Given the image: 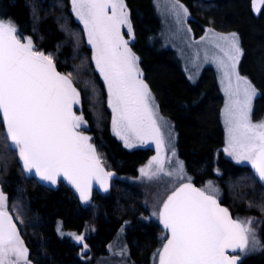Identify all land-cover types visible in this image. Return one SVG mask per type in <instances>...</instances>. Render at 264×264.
<instances>
[{"label":"trees","instance_id":"trees-1","mask_svg":"<svg viewBox=\"0 0 264 264\" xmlns=\"http://www.w3.org/2000/svg\"><path fill=\"white\" fill-rule=\"evenodd\" d=\"M126 1L136 31L134 49L161 110L176 124L180 154L193 181L201 187L215 180L223 191L221 202L235 218H261L264 183L251 165L236 163L223 152L224 95L216 70L206 67L201 78L193 82L177 53L152 41L161 29L154 0ZM182 1L189 7L196 35L211 25L240 32L244 49L241 71L261 90L255 114L264 113V8L256 12L253 0ZM0 17L13 20L22 37H31L36 50L52 55L62 74H71L82 93L87 130L94 137L104 165L117 173L107 191H93L89 203L82 202L75 187L65 179L53 186L29 176L6 140L0 115V182L8 199L6 210L19 223L29 260L35 264H95L87 255L108 254V244L125 227L130 259L136 264L153 263L165 243L166 232L151 217L138 176L155 150L129 148L113 131L106 90L71 0H0ZM261 219L263 248L241 264H264V217ZM60 221L65 229L85 234L90 250L84 252L71 236H61Z\"/></svg>","mask_w":264,"mask_h":264},{"label":"snow or ice","instance_id":"snow-or-ice-1","mask_svg":"<svg viewBox=\"0 0 264 264\" xmlns=\"http://www.w3.org/2000/svg\"><path fill=\"white\" fill-rule=\"evenodd\" d=\"M71 5L94 48L96 67L107 82L109 105L114 113L113 131L129 148L150 140L156 143L157 155L140 169L142 176L152 179L164 171L162 127L166 122L162 123L154 97L142 79L139 57L121 32L125 26L134 39L127 4L125 0H71ZM253 6L260 12L264 0H253ZM172 7L178 9V20L188 15L179 0H172ZM209 32L211 42L221 53L214 59L222 70L221 83L228 97L224 108V151L238 163L249 162L264 181V121L252 120L257 90L238 71L243 54L239 36L221 35L211 29ZM79 102L80 93L71 74L58 72L52 55L36 50L32 38L22 37L12 21L0 19V114L6 140L27 173L52 185L63 178L74 185L82 202L89 203L92 181L107 191L114 173L105 170L90 143L91 137L79 130L86 124L83 115L73 111ZM173 135L169 131L168 137ZM172 155L175 156L174 149ZM176 174L184 175L182 161ZM187 179L188 183L167 197L159 212H153L170 234L158 250L159 264H239L240 255L236 253L254 250L258 244L252 219H234L229 209L220 205L215 195L218 190L212 188L211 182L201 189L190 182V177ZM6 201L0 191V264H31L16 223L6 210ZM71 235L86 252L85 236Z\"/></svg>","mask_w":264,"mask_h":264},{"label":"rangeland","instance_id":"rangeland-1","mask_svg":"<svg viewBox=\"0 0 264 264\" xmlns=\"http://www.w3.org/2000/svg\"><path fill=\"white\" fill-rule=\"evenodd\" d=\"M125 3L127 4L126 0H125ZM154 3L156 6L158 15L160 17V20H161V29H160L158 35L153 36L152 41L153 42H155V41L159 42L158 44H160V46L162 48L173 49L177 53V55L179 56L180 61L182 63V67L186 71V74L188 75V77L193 82H197L201 78L206 67L211 66L216 70L218 81H219L221 90H222L223 95H224V105L222 108V121H223L224 129H225V143L223 146V152H224V155L226 157H228V158L232 159L233 161H235L236 163H238L232 156L228 155V153L224 151V149L227 147V125L224 122V108H225V105L227 103L228 97H227V93L224 91L225 85L221 83L222 70L219 67L216 60L214 59V57L221 55V53L215 47V45L211 42L213 37H212V34L209 32V29L213 30L214 33H218L221 35H229L231 33H237L239 36L240 48L242 49V53L244 54V49H243L242 38H241L240 32L236 31V30L223 31V30H219L218 28L211 25V26H207L206 30L201 35H196V33L194 32V30L190 24L191 13H190L189 7L184 1L179 0V4L183 5L185 8L188 9V15L186 17H184L182 21L177 19L176 12L178 11V9H174L172 7V0H154ZM127 8H128L129 15H130V20H131V24H132V34L134 35V39L130 37V34H129V32L125 26L121 27L122 35L124 36V39L129 40L128 46L131 49V51L137 57H139L138 67L143 74L142 79L148 85V87L151 91V94L154 97V104L158 106V115H159V117L162 118V123L166 122V123H164V126L162 127V131L164 132V135H165L164 151L162 153V157L165 161L164 171L160 172L157 176L153 177L152 179H149L146 176H142L141 172H140V175L138 176V179L141 181V183L143 185V189L145 190L146 201H147V204L150 208L151 217H153L154 219H156L157 221H159L161 223L158 216H153V212H159L161 207H162V204L166 201L167 197L181 184L188 183L189 180L187 178L190 177L191 178L190 182H192L194 177L189 172L186 160L180 154L179 133H178V130L176 128V124L171 118H169L167 115H165L163 113V111L161 110L157 96H156L155 92L153 91L150 83L148 82V80L146 78L145 71H144L142 64H141V57L134 49L133 44L136 40V31H135V27H134L133 20L131 17V10H130L128 4H127ZM0 19H4L6 21L10 20L16 25V23L11 19H5L2 17H0ZM82 25H83V23H82ZM16 27H17V25H16ZM83 27H84V25H83ZM85 34L87 37L86 30H85ZM206 36L208 37L207 39H202L203 37H206ZM90 46L92 48V57H94V48L92 47V45H90ZM243 54L240 57V61L238 64V71L242 76L248 77V79L251 80L252 84L255 86V88L257 90V95L254 97L253 102H252V120H253V122L259 123L261 121H264V113H261L260 115L257 116L255 114V108H256V104H257V98L260 96L261 90L259 89V87L256 85V83L253 81V79L249 75H246L241 71V61H242ZM93 61H94L95 68L99 72V76L101 77V79L103 81V84H104V87L106 90V94H107V103H108V106L110 107L107 82L104 80L103 74L96 67L94 58H93ZM63 75H68V74L64 73ZM73 85L76 87V89L80 93V102H79V104L75 105V113L77 115L82 114L84 120L86 121V118H85L83 110H82L83 97H82L81 90L79 87H77L74 80H73ZM110 109H111V114H112V118H111V124H112V119H113L114 113H113L111 107H110ZM87 128H88V122L86 121V124H82L81 128L79 130L84 135L91 137L90 143H92L95 146L96 151L100 155L101 160H102V156H101V154H100V152H99V150L95 144L94 137L87 130ZM112 129H113V126H112ZM169 131H171L174 134L171 138L168 137ZM123 143H124V141H123ZM136 147H152L155 150L153 156L157 155V147H156L155 141L150 140V141L146 142L145 144H136V146L132 147V148H136ZM173 149L175 150V156L172 155ZM181 161L183 162V172H184L183 176L176 174L178 167H179V162H181ZM239 164L251 165L249 162H239ZM103 165H104V163H103ZM144 167H142V168H144ZM155 167L156 166L154 165L153 169H155ZM104 168H105V170H110V169H108V167H106V165H104ZM0 169H1V161H0ZM168 172H172L173 175H171V176L167 175ZM26 174L29 176L34 175V174L27 173V172H26ZM34 176H36V175H34ZM116 176H117V173H116ZM110 181H109V183H110ZM42 182H44V181H42ZM209 182H211L212 188L218 190L215 193V195L218 199L221 200L223 198V191L221 189H219L218 185H216L218 183L215 180H211V181L209 180L206 184L202 185L201 188L202 189L206 188V186L208 185ZM44 183L52 185L51 183H47V182H44ZM58 183H59V181H57V183L53 186L58 185ZM0 191H2L4 193L1 182H0ZM4 195L6 196L5 193H4ZM91 199H92V195H91ZM7 201H8V199H7ZM7 201H6V203H7ZM8 211H10V210H8ZM263 217H264V214L261 218H263ZM248 218H251L253 221L251 227L254 229L256 240L258 241V244L256 245L254 250H245L242 254L238 253L242 258H246L248 255H251V254H256V253L260 252L263 248L260 229H259L262 219L259 218L258 216H250V217H247L246 219H248ZM246 219H241V220H246ZM91 228H93V227H91ZM124 229H125V227H123L116 234L115 238L108 244V249H109L108 254L102 255V256L89 254L88 258H92L93 260H95L96 264H136L133 260L130 259V251H129L128 243H127L126 238H125ZM58 232L63 237L71 236L73 239H74V236L71 234L81 235L79 233H76L75 231H70V230L65 229V227L63 226V223L61 221L58 224ZM83 235L85 236V234H83ZM22 241H23V239H22ZM24 246H25V243H24ZM249 248L250 249L252 248L251 242H250ZM88 250H90L89 247H88ZM158 255H159V252L156 253L154 261L151 264H159Z\"/></svg>","mask_w":264,"mask_h":264},{"label":"water","instance_id":"water-1","mask_svg":"<svg viewBox=\"0 0 264 264\" xmlns=\"http://www.w3.org/2000/svg\"><path fill=\"white\" fill-rule=\"evenodd\" d=\"M46 55H48L46 52H44ZM55 65H56V63H55ZM56 70L58 71V72H60L61 73V71L59 70V68L57 67V65H56ZM62 74V73H61ZM63 75V74H62ZM73 111L75 112V105L73 106ZM1 115V117H2V114H0ZM2 120H3V117H2ZM3 124H4V126H5V123H4V121H3ZM106 171H109V172H112V173H114V176L111 178V179H114L115 177H116V173H115V171H113V170H106ZM61 179H63V178H61ZM61 179H59V180H61ZM110 179V180H111ZM109 180V181H110ZM109 181H108V184H109ZM263 183H264V181H262ZM70 183V182H69ZM195 187H197V188H200L198 185H196V183L195 182H191ZM71 184V183H70ZM72 185V184H71ZM74 186V185H73ZM94 190H103L102 188H101V186L99 185V183L96 181V180H93L92 181V190H91V192L92 191H94ZM217 200L219 201V203H220V205L222 206V207H225V208H228L225 204H223L222 202H221V200H219L218 198H217ZM229 209V208H228ZM8 211V210H7ZM229 212L231 213V211L229 210ZM8 213L12 216V218H13V221L16 223V227H17V230H18V232H19V223H18V221L16 220V218H15V216L10 212V211H8ZM231 215H232V217L235 219V217L233 216V214L231 213ZM163 226V225H162ZM166 230V229H165ZM167 231V230H166ZM167 233H168V231H167ZM170 234L168 233V236H169ZM229 255H233V253L231 252V251H229V253H228ZM239 255V254H238ZM242 257L240 256V261H239V264H241L242 263ZM31 264H35V263H31Z\"/></svg>","mask_w":264,"mask_h":264},{"label":"flooded vegetation","instance_id":"flooded-vegetation-1","mask_svg":"<svg viewBox=\"0 0 264 264\" xmlns=\"http://www.w3.org/2000/svg\"><path fill=\"white\" fill-rule=\"evenodd\" d=\"M92 193H93V191H92ZM165 232H166V238L168 237V233H167V231L165 230ZM124 233L126 234V230L124 229ZM127 241V240H126ZM128 243V242H127ZM165 243H166V240H165ZM128 246H129V243H128ZM239 253V252H238ZM237 253V254H238ZM88 256V255H87ZM97 256H102V255H97ZM92 259V258H91ZM245 258H243V260H244ZM93 260V259H92ZM94 262H95V260H93ZM96 264V263H95ZM149 264H151V262L149 263Z\"/></svg>","mask_w":264,"mask_h":264}]
</instances>
